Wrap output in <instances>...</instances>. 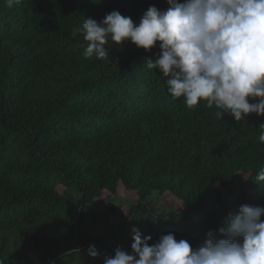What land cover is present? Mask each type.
I'll list each match as a JSON object with an SVG mask.
<instances>
[{
	"label": "trees",
	"instance_id": "trees-1",
	"mask_svg": "<svg viewBox=\"0 0 264 264\" xmlns=\"http://www.w3.org/2000/svg\"><path fill=\"white\" fill-rule=\"evenodd\" d=\"M150 6L169 7L0 0L2 264H104L117 248L132 252L133 229L150 244L172 233L195 249L208 231L227 230L241 205L264 207V182L255 183L264 117L236 122L204 102L173 100L145 66L158 44H109L108 57L84 58V19L119 11L139 24ZM154 197L174 209L159 212Z\"/></svg>",
	"mask_w": 264,
	"mask_h": 264
},
{
	"label": "clouds",
	"instance_id": "clouds-1",
	"mask_svg": "<svg viewBox=\"0 0 264 264\" xmlns=\"http://www.w3.org/2000/svg\"><path fill=\"white\" fill-rule=\"evenodd\" d=\"M6 2L11 7L14 0ZM167 3L163 11L150 6L139 24L119 11L101 22L84 19L77 29L87 43L84 58L108 57L109 44L122 47L130 41L149 52L158 44L160 53L145 66L159 70L173 100L183 98L188 108L204 102L217 110L216 117L223 119L228 113L236 122L250 114L264 117V0ZM259 130V141L264 143V124ZM260 182L264 168L255 178ZM262 217L264 207L241 205L227 230L208 231L195 249L172 233L150 244V236L142 238L133 229L132 252L117 248L104 264H264ZM89 254L98 256L94 246Z\"/></svg>",
	"mask_w": 264,
	"mask_h": 264
},
{
	"label": "rangeland",
	"instance_id": "rangeland-1",
	"mask_svg": "<svg viewBox=\"0 0 264 264\" xmlns=\"http://www.w3.org/2000/svg\"><path fill=\"white\" fill-rule=\"evenodd\" d=\"M156 197H154L152 199V201L154 203H156L157 205V210L161 213H164L166 212L167 210L169 209H174L175 205H173L172 201L170 200H158ZM120 204L121 205H125V207H131L133 204H135L134 200H131V199H123V200H120ZM98 209L101 210V211H105L101 205L98 206Z\"/></svg>",
	"mask_w": 264,
	"mask_h": 264
}]
</instances>
